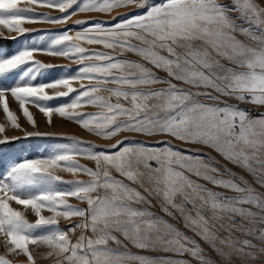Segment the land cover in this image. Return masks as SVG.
<instances>
[{
    "label": "snow or ice",
    "instance_id": "6c2138e0",
    "mask_svg": "<svg viewBox=\"0 0 264 264\" xmlns=\"http://www.w3.org/2000/svg\"><path fill=\"white\" fill-rule=\"evenodd\" d=\"M88 13L115 23L77 20L85 27L74 33L41 31L0 52L7 121L0 144L70 141L36 157L0 158L7 252L26 264H36L40 248L52 264H264V112L229 103L264 107V0H0V26L19 36L32 31L23 25H65ZM129 53L139 59L121 58ZM37 56L78 67L53 74L56 66ZM72 93L63 104L49 103ZM9 95L31 130L10 110ZM28 105L50 131L40 130ZM86 106L99 111L85 113ZM54 117L110 143L60 133ZM9 128L23 135L9 137ZM157 206L193 235L151 210ZM60 220L70 226L59 228ZM0 264L11 261L0 256Z\"/></svg>",
    "mask_w": 264,
    "mask_h": 264
},
{
    "label": "rangeland",
    "instance_id": "374dc122",
    "mask_svg": "<svg viewBox=\"0 0 264 264\" xmlns=\"http://www.w3.org/2000/svg\"><path fill=\"white\" fill-rule=\"evenodd\" d=\"M221 2H228V0H221ZM36 12H46L49 13L52 16H60L62 15L61 13L57 11H53L50 9H40L36 8ZM136 11H139L137 9H122L121 12H126L128 14H132ZM113 15H117V13H113ZM77 20H83V21H89V23H94L96 21H102L106 23H115V21L112 20V16H107V15H102L99 13H88V14H78L76 16H73L71 20L68 21L67 24L65 25H23L27 29H31L32 31L30 33H27L25 36H19L17 33H9L7 29H4L2 26H0V52L3 53H11L14 52L18 47H19V42L25 39H30L33 35H36L37 33L43 31L46 33H59L62 32L66 29H71L73 30V33L76 30H79L85 25H78L75 23ZM92 47L96 50H104L102 49L101 46L98 45H93V46H88ZM37 59H41L45 62H51L53 63L56 67L53 69H50L49 72L55 74L57 72H60L63 67H67L68 69L74 70L78 67L76 64L70 63L68 60L63 59V58H48V57H42V56H37ZM122 59H130V60H138L139 58L135 56L134 54H126V56L121 57ZM150 67V65H149ZM155 71V70H154ZM158 75H163V73H157ZM51 76H48L47 74L42 77V79H51ZM85 84H87V81H84ZM74 87L79 88V84H74ZM111 86V85H110ZM156 87H165L164 85H157ZM52 90H49L51 93ZM75 93H72L69 95V97H60L56 100L50 101V104H55V105H60L65 102H67L72 96H74ZM102 95H108L107 93H102ZM223 99V98H222ZM6 100L9 104V108L11 111H13L19 119V122L24 128H27L31 130V126L28 125L26 119L23 117L18 103L9 96L6 97ZM229 103H232L234 105H237L238 107L242 109H246L250 111L253 115H256L258 113L264 112V107H257L253 106L251 104H246V103H241L235 100H229ZM29 110L33 113L34 117L36 118L37 122L40 125V130L45 131V130H51L47 129L45 126V118L43 117L42 113H39L38 110L35 107H32L31 105H28ZM83 112L85 113H95L99 111V109L91 106H86L82 109ZM54 120L56 121V131L60 133H65L69 135H76L79 137L80 140L88 142V143H93L96 145H104L106 143H110V141H104L100 138H97L86 131L82 130L79 128L78 125L73 124L71 122L63 121L59 117H54ZM6 117L3 112L2 107H0V124H6ZM9 137L11 136H22L23 134L11 130L9 128V131L6 133ZM136 139H144L143 137H135ZM60 143H70V141L67 140H58L54 138H48V137H33L29 139H20V140H15L7 144H0V158L4 161V163H7V161L10 158H24V157H36L39 155H42L45 153V149H50L55 146H57ZM181 149H187L190 148L191 146L189 145H178ZM205 153L211 154L212 156L215 157L216 160L220 161L221 164H224L225 162L216 154V153H210L208 149H202L199 154L203 155ZM80 163L85 164L89 167H93V163L90 161H87L85 159H80ZM227 167L232 168L234 172H237L240 175H245L240 169L235 168L232 165H227ZM3 168L0 167V171H2ZM63 178L65 180H73V179H81V180H87L88 178L86 176H78V177H73L70 174L67 173H61ZM117 179H120V177L117 176ZM248 179H251L248 177ZM70 204L76 205L78 207H86L85 204H81L75 199H70L69 200ZM13 207L22 210L21 206H17L13 204ZM153 212H155L157 215L161 216L163 219L168 220L169 223L175 224L178 228H180L181 231L185 232L187 235L192 236L193 234L188 231V229L184 228L183 222L182 221H177L173 220L170 217L166 216L162 211H160L159 207H155L151 209ZM44 215H51L50 213L45 212ZM26 217L29 220V222L34 223L36 220V217L29 211L26 213ZM70 226L68 221L65 220H60L58 227L61 229L66 230ZM75 239V238H73ZM34 246L29 245L30 250H32ZM47 249L40 248L37 249L36 252L34 253L35 259H36V264H52V262L48 259H44L41 256V253L46 252ZM135 251V249H133ZM0 256H5L7 259L11 261V264H26V257L21 256H13L7 252V248L4 245V242L2 238H0ZM188 258V257H185Z\"/></svg>",
    "mask_w": 264,
    "mask_h": 264
}]
</instances>
